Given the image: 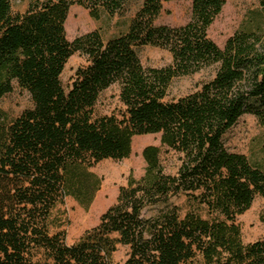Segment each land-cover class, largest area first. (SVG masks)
<instances>
[{
	"label": "trees",
	"instance_id": "trees-1",
	"mask_svg": "<svg viewBox=\"0 0 264 264\" xmlns=\"http://www.w3.org/2000/svg\"><path fill=\"white\" fill-rule=\"evenodd\" d=\"M171 1L144 0L127 31L107 41L98 31L69 41L73 5L99 21L124 14L128 0H30L23 14L0 0V100L16 84L33 103L0 120V264H113L119 245L128 248L123 264H264V239L244 244L236 224L256 196L264 200V168L224 143L245 115L264 130V22L220 48L207 30L225 0H192L187 24L155 25ZM147 46L167 50L172 63L143 67L138 51ZM75 54L86 65L64 89L60 77ZM210 67L215 75L198 91L167 100L174 79ZM115 84L123 109L97 115L102 92ZM143 135H160L180 155L176 174L164 172L159 147L146 146L143 176H130L98 224L67 244L53 231L58 204H89L99 184L88 169L127 159ZM181 195L191 206L183 217L170 204Z\"/></svg>",
	"mask_w": 264,
	"mask_h": 264
},
{
	"label": "rangeland",
	"instance_id": "rangeland-1",
	"mask_svg": "<svg viewBox=\"0 0 264 264\" xmlns=\"http://www.w3.org/2000/svg\"><path fill=\"white\" fill-rule=\"evenodd\" d=\"M29 1L10 0L12 12L23 14ZM225 1L221 13L207 30L208 38L220 48L236 31L253 28L256 20L264 22V10L260 8L258 0ZM143 2L144 0H128L124 14L111 18L102 15L99 21L93 20L87 9L73 5L69 9L65 22L66 38L72 41L77 36L93 31H98L104 41L117 37L127 31L131 19ZM191 10L192 0H174L164 3L154 23L157 26H183L190 21ZM138 57L145 68H164L172 63L170 53L157 47L140 48ZM84 65H86L85 59L79 54L73 55L68 60L60 77L64 89L69 86L75 70ZM214 75L215 67H210L194 75L174 79L168 88L167 100H176L198 91ZM119 92L117 84L102 92L95 107L96 114L117 115L123 109ZM32 108L33 103L28 92L14 84L13 91L0 100V120L3 118L6 122H11L22 112ZM224 143L229 152L242 154L252 165L264 168V130L253 116L241 117L225 134ZM149 145L160 148L159 159L164 172L170 175L176 174L180 165V155L161 146L160 135L133 137L131 154L127 159L103 160L88 169L99 184L89 204H83L68 197L56 207L54 217L58 228L54 229L65 233L67 244L77 241L86 230L98 224L100 216L115 203L119 188L127 185L130 176L135 179L143 176L145 163L141 152L144 146ZM170 204L178 208L181 217L191 210L184 195L172 198ZM198 211L202 218H207L203 208ZM236 224L241 230V239L244 244L264 239V200L256 196L250 209L237 218ZM127 253L128 248L119 245L112 256L113 264H123Z\"/></svg>",
	"mask_w": 264,
	"mask_h": 264
},
{
	"label": "crops",
	"instance_id": "crops-1",
	"mask_svg": "<svg viewBox=\"0 0 264 264\" xmlns=\"http://www.w3.org/2000/svg\"><path fill=\"white\" fill-rule=\"evenodd\" d=\"M145 147H146V146H144L143 149H144ZM143 149H142V150H143ZM53 231H55V232L57 231V232H58L59 230H58V229H53Z\"/></svg>",
	"mask_w": 264,
	"mask_h": 264
}]
</instances>
